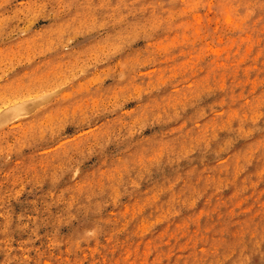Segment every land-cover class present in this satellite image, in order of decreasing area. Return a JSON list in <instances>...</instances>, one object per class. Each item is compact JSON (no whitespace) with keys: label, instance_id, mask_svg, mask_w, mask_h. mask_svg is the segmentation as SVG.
Returning <instances> with one entry per match:
<instances>
[{"label":"rangeland","instance_id":"rangeland-1","mask_svg":"<svg viewBox=\"0 0 264 264\" xmlns=\"http://www.w3.org/2000/svg\"><path fill=\"white\" fill-rule=\"evenodd\" d=\"M0 264H264V0H0Z\"/></svg>","mask_w":264,"mask_h":264},{"label":"bare ground","instance_id":"bare-ground-1","mask_svg":"<svg viewBox=\"0 0 264 264\" xmlns=\"http://www.w3.org/2000/svg\"><path fill=\"white\" fill-rule=\"evenodd\" d=\"M256 251V250H255Z\"/></svg>","mask_w":264,"mask_h":264}]
</instances>
